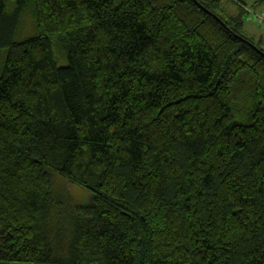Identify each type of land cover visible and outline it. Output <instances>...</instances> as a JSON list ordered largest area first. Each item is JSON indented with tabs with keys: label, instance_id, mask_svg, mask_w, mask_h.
Masks as SVG:
<instances>
[{
	"label": "trees",
	"instance_id": "16d2710c",
	"mask_svg": "<svg viewBox=\"0 0 264 264\" xmlns=\"http://www.w3.org/2000/svg\"><path fill=\"white\" fill-rule=\"evenodd\" d=\"M236 3L0 0V264H264V49Z\"/></svg>",
	"mask_w": 264,
	"mask_h": 264
},
{
	"label": "rangeland",
	"instance_id": "374dc122",
	"mask_svg": "<svg viewBox=\"0 0 264 264\" xmlns=\"http://www.w3.org/2000/svg\"><path fill=\"white\" fill-rule=\"evenodd\" d=\"M240 2H244L246 4V23L244 26V33L248 37H250L256 44L260 45L264 49V28L261 26L260 23H258L253 18V12L262 13L264 12V1L260 0H238ZM221 11H225L228 15H237L240 12V7L236 3V0H221ZM221 11H218V13L222 15H227L222 13ZM27 19V18H26ZM31 23L30 20H26V25L22 27L21 32L23 36H29L31 33ZM61 65H64L65 63H61ZM0 63V68H1ZM1 71V70H0ZM61 179V180H60ZM59 185L62 188H65L68 191V195L71 196V202H67L69 204L78 205L81 203H85V201L88 200V196L90 195V192L87 190L82 189L81 187L72 184L63 178H60ZM68 183V184H67ZM66 194V196H68ZM64 196V195H63ZM66 198V197H65ZM67 201V200H66ZM69 201V200H68ZM66 205V211L70 213V208L67 204ZM68 213H65L68 217ZM68 219L63 220V225L67 224ZM60 224L57 223V227L59 228Z\"/></svg>",
	"mask_w": 264,
	"mask_h": 264
},
{
	"label": "built area",
	"instance_id": "2783aa9c",
	"mask_svg": "<svg viewBox=\"0 0 264 264\" xmlns=\"http://www.w3.org/2000/svg\"><path fill=\"white\" fill-rule=\"evenodd\" d=\"M253 18L261 24V26L264 28V12L262 13H257L253 12Z\"/></svg>",
	"mask_w": 264,
	"mask_h": 264
}]
</instances>
